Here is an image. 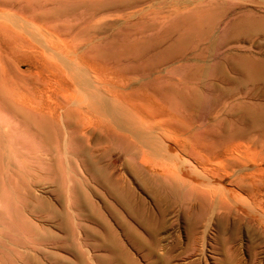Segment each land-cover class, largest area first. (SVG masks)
I'll return each instance as SVG.
<instances>
[{"label":"rangeland","instance_id":"obj_1","mask_svg":"<svg viewBox=\"0 0 264 264\" xmlns=\"http://www.w3.org/2000/svg\"><path fill=\"white\" fill-rule=\"evenodd\" d=\"M0 16V23L7 22L5 31L9 35L13 34L10 30L20 31L32 45L46 53L45 57H52L61 65L72 79L79 74L73 62L77 61L76 55L71 61L69 55L52 50L49 40L55 38L48 29L54 28L66 42L76 45L79 53L87 57L92 54L98 63L128 75L131 70H143L156 61L181 54L162 67L160 77L183 79L186 90L197 89L207 94L228 90L232 95L225 101L228 109L223 122L213 126L217 138L193 137L195 151L199 150L201 156L211 157L216 163L219 158H212L216 152L202 149L201 141L215 144L216 148L236 144L233 152L238 151V155L233 154L234 159L240 162L246 154L244 161L250 162L244 166V161L237 164L225 160L224 166L219 164L221 168L211 163L220 171L217 177L198 175V171L197 176L192 172L188 176L175 166L167 173L170 177L163 176L160 170L149 171L141 159L144 154L155 164L163 161V156L152 152L133 136L140 154L137 159L126 164L127 154L119 144H112L109 147L111 155L98 161L97 170L116 179L122 176L119 181L122 188L118 187V192L113 188L109 191L108 184L96 183L85 168L81 156L77 155L80 149L77 142L66 144V140L57 136L54 127L49 128L52 131L48 136L45 135L38 128L35 116L20 108L16 99L11 96L4 99L11 92L26 91L31 67L26 62L17 64L18 60L3 57L0 59V70L3 69L0 71V82L3 80L0 92L4 94L3 97L0 94V264H237L240 257L245 260L252 253L256 255L257 264H264V227L253 222L256 230L248 232L244 224L237 240H228L226 244L224 236L220 235L223 223L219 232L217 211L218 195L223 192L226 198L228 195L233 200L227 198L233 210L252 207L245 203L246 194L238 186L236 177L255 166L263 165L261 169L264 170V128L258 131L259 126H264V120L254 118L253 122H246L235 117L233 112L237 108H248L264 119V0H0ZM86 30L92 31L91 36ZM160 77H146L151 85L154 83V90L150 91L155 94H152L155 101L169 112L188 119L191 109L181 105L180 94L163 92L161 87L167 83ZM79 85L76 94L83 93L87 102L88 92L82 83ZM83 94H77L78 99L73 98V101L84 98ZM102 111L96 108L93 113L97 112L99 118H108ZM223 114L221 112L220 117ZM245 124L250 125L246 127L255 125L256 131L254 128L244 130ZM45 131L47 134L48 130ZM241 131L248 134L238 138ZM242 144L245 154L240 149ZM251 151L259 153L254 156ZM118 153L123 156L114 165L108 164ZM174 153L180 155L186 168L193 162L176 147ZM255 159L260 164L254 162ZM225 166L227 169L223 170ZM237 169L240 171L236 173ZM227 171L233 175H227ZM171 178H177L178 183L184 181L180 189L168 184ZM106 180L109 183L110 177ZM190 183L213 188L216 204L210 216H200L202 207L192 201L195 189L188 186ZM262 184L261 194L264 192ZM118 197L130 200L142 212V218L150 216L156 220V224L150 223L156 233L154 238L128 213L127 207L120 204ZM258 197L263 204L264 195ZM249 211L258 212L255 207ZM186 212L190 213L189 217ZM234 235L231 230L227 233L230 238ZM195 236L198 239L195 240Z\"/></svg>","mask_w":264,"mask_h":264},{"label":"bare ground","instance_id":"obj_2","mask_svg":"<svg viewBox=\"0 0 264 264\" xmlns=\"http://www.w3.org/2000/svg\"><path fill=\"white\" fill-rule=\"evenodd\" d=\"M93 13H95V11ZM17 20L19 21L21 19L17 18ZM43 20H46V19H43ZM24 22L27 24L26 21ZM29 22L30 21H28V24ZM6 23L5 22L0 23V59H2L3 57H5L6 59H11V60L15 59L16 61L18 60L17 64L19 61L26 62L31 67V71H30L31 76H30V80L28 82L25 92L24 91L18 92L16 94L15 92L14 93L11 92V94L8 93L10 95L5 96L4 99L10 96L16 99V102L20 105V108L26 110L27 112H30L31 114L35 116L37 122L39 123L38 128L40 130H43L45 135L48 136L50 133V130L52 129V127H54L57 136L66 140V144L69 145L72 142H77L80 145L79 151L77 150L78 151L77 155L81 156L80 157L81 161L83 162L85 168L95 178L96 183L103 184V186L104 184H108L109 191H111L113 188L118 192V187L122 188V186L119 183L120 179H122V176L118 175L116 179V178H112V175L107 176V173L104 171L101 172L97 170L100 165L98 161H100V159H103L111 155L112 151L109 149V147L112 144H119L122 147V150L127 154L126 159H125L126 164H129V160L137 159V156L138 155L140 156V154H138L137 145H136L137 143L134 144L133 142V139H134L133 136L137 138L138 140V141L136 140L137 142H141L143 145L147 146L152 152L154 151L156 153H160L159 155L160 156L162 155L164 158V160L161 161L160 163L154 164V162L153 163L150 162L151 159L150 161H148L147 160L148 158L145 157L146 155L143 154L141 156V159L143 162L146 163L147 165L146 167L149 171L154 172V170H160L161 172L159 173L163 174L164 176L172 169V167L174 168L175 166V167L180 168V170L183 169L182 171L187 173L185 175H188V176L191 174V172L194 175L200 172L198 173V175L204 174L205 176L209 175L213 177H217L218 175H220V171L219 172L216 171L218 168L215 169L214 167H212L211 163L214 165L215 162L211 161L210 159L211 157L206 158L204 157V155L203 156L200 155V152H198L199 150L195 151L192 145L191 139L195 136L204 138L205 140L207 138H211V139L217 138L216 133L213 132V126L223 122L222 120H224L225 118L224 117L225 112L228 109L227 107H225L226 105L225 101L227 98L232 97V95L227 93L228 90L227 92L219 91L218 94L201 93L197 89L186 90L185 89L186 87L184 88V85H183V79H174L171 76L160 77L159 74L161 72L162 67L166 65L167 63H169L168 61H170V59H175L179 57L181 54L173 55L171 58L168 57L165 60L156 61L150 67L144 68L143 70H131L130 69L131 70L129 72L130 75H128L125 73H121V71H117L118 69L116 70L110 65H105L104 63L102 64L98 63V61L95 60V57H93L92 54L90 53L88 54H90L91 57H87L85 56V54L79 53L75 49L76 45L66 42L65 39L61 38V36L55 31L54 28L53 29L46 28L49 31L48 30H45V31H48L50 35H52V37L55 38V40L53 39L52 41L49 40L50 42H52V50L56 49L57 51L62 52L63 55H66V56L69 55L71 61L74 58L73 56L76 55L77 61H73V62L75 64L74 67L75 69L78 70L79 74L76 79H72V76L71 78H69L70 76L65 74V71L60 67L61 65H58L57 63H55V61L52 60V57L51 59L50 57L49 58L45 57L46 53L44 54L40 47L38 48V46L36 47L32 45V43H30V41H28L25 35L20 33V31L14 32L9 29L13 33L9 35L5 31L7 29V27H5V25H7ZM30 24L33 25L34 23L30 22ZM37 26L39 27V25ZM87 30H88V27H87ZM89 30L91 29L89 28ZM88 32L89 31H87L86 33ZM90 32L92 33V31ZM90 32L88 33L89 35H90ZM78 40H80L79 37H78ZM46 45L48 44L46 43ZM80 50L81 49L79 47V51ZM85 52H88V51H85ZM98 54H100V52ZM101 56L99 57L102 58ZM104 57L106 58L107 56H104ZM99 61H101V59ZM65 64L68 65V63H65ZM147 76L149 77L156 76V78L160 77L161 80H164L167 84L164 87H161L163 92L180 94L181 105L183 107H187L188 109H191L188 114V119H185L183 116L179 114L171 113L165 108L161 107L159 104H157V101H155V98L152 96V94L154 96L155 94L152 91H150V90H154V86H152L154 83L151 85L150 80L146 78ZM77 79L80 81V83H82L81 86H84L86 91L88 92L90 99L87 98L88 99L87 102H85L86 97H84L83 93L82 94L85 99L84 98H82L81 100L79 99L81 102H79V100L73 101V98L75 100V99H78V95H82L79 93H77L78 95L76 94L77 86L80 84ZM134 79H139V80H137V82L132 83L131 81H133ZM143 88H145L146 90H143ZM1 89L3 91V88ZM4 91L6 90L4 89ZM8 91L10 92L9 89ZM80 91L78 90V92ZM0 94L2 95V92H0ZM5 94L8 95L7 93ZM3 96L4 94L2 95V97ZM96 108L103 110L107 114L109 119L108 118L103 119L102 117L99 118L95 114L97 112L93 113ZM236 110H233V112L235 114V117L239 118L240 120H246V122L248 121L253 122L255 119L258 121L264 120L263 117L259 116L260 117L259 118L257 114H254L248 108L242 107L241 110L239 108H237ZM221 112H224V114L223 116L220 117ZM155 125L157 126L158 129L154 127ZM246 126H250V125L245 124L244 130L246 131H251L253 130L251 128L255 127V125L251 127H246ZM49 128L51 129L49 130ZM263 128L264 126H259L258 131L261 132ZM46 129L48 130L47 134L45 131ZM255 129L256 128H254V130ZM246 134L248 133H246L245 131H241V132H238L237 137L242 138L246 136ZM164 140L168 141L169 143H165ZM171 144L175 145V147L180 152H183L186 155H188L190 159L192 158L193 162H191V165H189V167L186 168L185 164L182 161H180L181 159L180 155L177 153H174L175 147ZM214 145L215 144L209 145L207 144V142L201 141L200 147L207 151L211 150L212 152L213 151L216 152L214 153L215 155H213L212 158H219L218 161L216 160L217 161L216 163L218 165L220 164L224 166L225 160L226 161L232 160L233 163L239 164L241 161L243 162L244 158L246 157V154L244 153L246 151L242 150V148L245 147V145L243 146V144H242L243 147H241L240 149L242 150L241 152H243V154L245 155L243 159H240L241 160L240 162L238 161V158L234 159L233 157V154L234 156H236L235 153L236 152L238 153V151H236L235 153L233 152L235 151L234 150L235 148L233 146H235L236 144H234L233 146L229 144H224L220 148H216V146ZM231 146L233 148H231ZM260 148H263V147H260ZM66 151L67 153H69L68 149H66ZM249 151L250 150L248 148V152ZM253 151L251 152L254 154ZM146 152H149V151H146ZM256 154H254V156ZM159 155L157 154L158 157ZM122 156L123 155L120 153L114 154V158L111 159L108 164L114 165ZM153 156L155 157L156 155H153ZM239 156L242 157L241 155ZM249 158H251V156ZM254 158H252L251 160L253 161ZM256 159L254 160V162L258 160ZM263 160H264V157H263ZM246 162L244 161L243 164ZM247 163H250V162H247ZM258 164H260V162ZM220 165L216 167H220ZM262 166L260 167L255 166V168H251L254 170L250 169V171H246L245 168H243L246 172L244 171L243 174H240L239 177H236L239 179L238 186H240V188L246 194L245 203H249L250 205H252V207H249L250 209H252L253 207L257 208L258 212L256 211V213L255 212L252 213L249 211V208L247 210L243 208H240L239 210L237 209L233 210L234 208L232 207L233 205L231 206L227 200V198L230 199V197H228L227 195V198H226V192L224 193L222 191L224 195L223 193L222 194L220 193L218 195V201H217L219 202V204L217 205L218 207L217 211H218V217H219L218 227H219V232L221 233L222 223L224 224V229L220 235L224 236L226 244L228 243V240H235V241L237 240L239 230L244 226V224H246V228L248 232L256 230L252 227L251 223L253 222H255L257 226L260 225L261 227H264V203L262 204L260 201L261 197L260 198L258 197L259 195H262V194L264 195V192L261 194L263 190L259 192L260 188L262 189L261 184L264 183V172H263L264 170L261 169ZM225 167L226 168L224 169L222 168V169L226 170L227 166ZM132 168H134V166ZM247 169L249 168L247 167ZM196 171L198 172L196 173ZM228 171H227V175L229 174ZM238 171H240V169H237V171L235 172L237 173ZM223 172L226 173V171H223ZM182 174L183 173H181V175ZM230 174L233 175V172H231ZM108 177H110V182L108 181L109 183L106 182L107 181L106 179ZM223 177L224 176H222L221 178ZM231 177L234 178V176H231ZM185 178L186 177H184V179ZM193 178L194 177H192V179ZM221 178L219 180H221ZM141 179H142L141 180L142 182L146 184L148 183L147 180L143 178ZM196 179H199V177H197ZM175 180L173 178L169 179L168 184L176 189H180L184 181L178 183L176 182L177 180L176 181ZM235 180L233 181L235 182ZM188 186L195 189V194L192 197L193 200L192 199L191 200L196 201L198 202V204L201 205L202 208H201L200 216H202V218L206 216H210L213 213L212 209L214 205L216 204L214 202V195H213L214 192L212 190L213 188L210 189V188L204 187L203 185L198 186L197 183L196 184L190 183ZM214 186H218V185H214ZM234 188H235L234 190H237L236 187ZM224 189H229V188H224ZM263 189H264V186H263ZM119 199H120L119 200L120 204H123L127 207L128 213L133 218L138 220L141 224H143L147 228V231L152 236V238H154L156 233L153 231L150 223L155 222L156 224V220L150 216H144V218H142L141 217L142 212L138 210L137 208H135V206L131 204L130 200H127L125 198L124 199L119 198ZM191 200L190 202H192ZM234 201L236 202V199ZM238 201L239 200H237V202ZM189 214H190L189 212L185 213L187 217H189ZM161 215L164 216L165 214H161ZM159 220L162 221V219H159ZM229 230H231L232 233L235 234L232 238L227 236V233ZM194 239L196 240L198 238L195 236ZM151 244L152 245L154 244V239L152 240ZM229 249H230V246H227L226 250H229ZM256 261H257L256 255L252 253V254H249V257L245 260H242V258L240 257L239 261H237V264H257Z\"/></svg>","mask_w":264,"mask_h":264}]
</instances>
